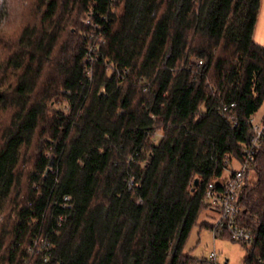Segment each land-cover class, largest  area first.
I'll list each match as a JSON object with an SVG mask.
<instances>
[{
	"label": "trees",
	"instance_id": "1",
	"mask_svg": "<svg viewBox=\"0 0 264 264\" xmlns=\"http://www.w3.org/2000/svg\"><path fill=\"white\" fill-rule=\"evenodd\" d=\"M24 2L0 10V264H218L186 245L264 120L261 0ZM240 204L263 264L264 144Z\"/></svg>",
	"mask_w": 264,
	"mask_h": 264
},
{
	"label": "built area",
	"instance_id": "2",
	"mask_svg": "<svg viewBox=\"0 0 264 264\" xmlns=\"http://www.w3.org/2000/svg\"><path fill=\"white\" fill-rule=\"evenodd\" d=\"M83 21L85 24L90 23L89 18H83ZM198 62L201 63V61ZM222 110L227 111V107H223ZM249 125L253 134L245 151V161L238 168L233 169L225 180L208 184L205 191L208 213L204 217V221L210 226L213 236L226 235L233 241L247 244L253 242L255 235L251 229L245 228L239 223V216L242 211L240 199L245 185L246 173L264 144V120L258 121L252 117L249 120ZM65 199L67 200V198ZM209 259H216L215 252L210 253ZM259 261L264 264V260L259 259Z\"/></svg>",
	"mask_w": 264,
	"mask_h": 264
},
{
	"label": "rangeland",
	"instance_id": "3",
	"mask_svg": "<svg viewBox=\"0 0 264 264\" xmlns=\"http://www.w3.org/2000/svg\"><path fill=\"white\" fill-rule=\"evenodd\" d=\"M4 26L7 30H11L12 28L7 26V24L3 25V27ZM61 104L57 103L54 108L61 107ZM263 114L264 104L257 112V117H260ZM233 166L234 168L237 167L235 165ZM250 177L251 180L255 179L253 174H251ZM207 213V211L204 212L203 219ZM248 246L249 244L243 245L240 242L229 239L226 235H218L215 237L211 230L204 227H196L188 239L186 250H188L189 254L194 257H203L206 259L210 258L211 252H215V262L218 264H243L244 258L247 255Z\"/></svg>",
	"mask_w": 264,
	"mask_h": 264
},
{
	"label": "clouds",
	"instance_id": "4",
	"mask_svg": "<svg viewBox=\"0 0 264 264\" xmlns=\"http://www.w3.org/2000/svg\"><path fill=\"white\" fill-rule=\"evenodd\" d=\"M24 0H0V10H4L8 13L9 17L15 19L17 22L24 21ZM3 25L0 24V27Z\"/></svg>",
	"mask_w": 264,
	"mask_h": 264
},
{
	"label": "crops",
	"instance_id": "5",
	"mask_svg": "<svg viewBox=\"0 0 264 264\" xmlns=\"http://www.w3.org/2000/svg\"><path fill=\"white\" fill-rule=\"evenodd\" d=\"M253 40L264 47V0H261L260 10L253 32Z\"/></svg>",
	"mask_w": 264,
	"mask_h": 264
},
{
	"label": "water",
	"instance_id": "6",
	"mask_svg": "<svg viewBox=\"0 0 264 264\" xmlns=\"http://www.w3.org/2000/svg\"><path fill=\"white\" fill-rule=\"evenodd\" d=\"M195 184H197V180H195Z\"/></svg>",
	"mask_w": 264,
	"mask_h": 264
}]
</instances>
